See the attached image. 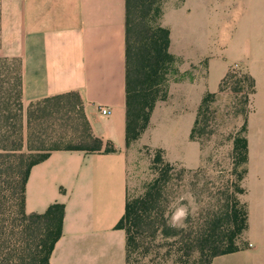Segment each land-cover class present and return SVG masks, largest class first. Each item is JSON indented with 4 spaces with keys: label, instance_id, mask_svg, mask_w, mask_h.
I'll return each mask as SVG.
<instances>
[{
    "label": "crops",
    "instance_id": "1",
    "mask_svg": "<svg viewBox=\"0 0 264 264\" xmlns=\"http://www.w3.org/2000/svg\"><path fill=\"white\" fill-rule=\"evenodd\" d=\"M170 31V52L190 61ZM241 53L260 52L242 48ZM201 57L197 63H208L207 80L170 84L168 99L157 104L144 134L170 163L190 169L201 165V148L190 138L198 108L207 92L218 93L229 70L212 79L215 56L203 51ZM0 58L20 61L25 107L78 94L93 134L116 149L54 151L31 169L26 212L43 214L53 204L65 205L63 234L50 264H126V234L117 229L125 214L128 178L125 0H1ZM101 108L111 114L102 115ZM169 116L180 124L176 157L154 142L158 126ZM260 216L249 211L242 250L217 257L213 264H264V231L256 234Z\"/></svg>",
    "mask_w": 264,
    "mask_h": 264
},
{
    "label": "trees",
    "instance_id": "2",
    "mask_svg": "<svg viewBox=\"0 0 264 264\" xmlns=\"http://www.w3.org/2000/svg\"><path fill=\"white\" fill-rule=\"evenodd\" d=\"M166 1L125 0L127 150L148 130L157 104L168 99L169 76L180 74L177 64L181 59L170 52L171 31L160 23ZM22 85L20 61L0 58V264H50L63 234L65 205L53 204L43 214L26 212V186L31 169L54 151L93 154L113 153L116 149L93 134L80 96L66 94L29 105V152L22 153L25 128ZM227 90L241 103L235 115L244 118L241 133L233 141L238 177L232 193L219 190L217 198L211 195L214 204H206L197 217L188 215L183 226H174L169 212V190L176 168L166 162L164 151L158 149L153 162L154 179L145 182L141 190L131 191L127 178L125 214L117 226L126 234V264H213L217 257L242 250L240 241L249 228L248 206L241 199L246 194L242 183L249 172L248 117L257 81L249 72L228 70L218 93ZM218 93L207 92L203 97L191 132L192 141L201 142L212 135L208 114ZM65 99L71 101L69 105H61ZM67 108L78 111L83 129L53 130L47 136L60 140L44 149L46 139L40 126L49 119L56 120ZM187 172L182 169L179 176L182 178Z\"/></svg>",
    "mask_w": 264,
    "mask_h": 264
},
{
    "label": "rangeland",
    "instance_id": "3",
    "mask_svg": "<svg viewBox=\"0 0 264 264\" xmlns=\"http://www.w3.org/2000/svg\"><path fill=\"white\" fill-rule=\"evenodd\" d=\"M160 23L173 31L180 41L179 45L185 53V59L190 60L186 62L181 60L177 64L180 74L169 76L170 84L178 83L182 78L184 79L182 81L186 82L197 79L201 82L207 80L208 63L206 61L197 63V59L202 58L203 51L215 56L211 71L212 79L229 69L249 72L257 81V93L251 97V112L248 117L247 138L251 145L249 172L242 183L246 194L241 199L252 214L261 215L256 234L262 233L264 231V0H167ZM242 48L256 49L260 53L258 56H245L241 53ZM195 51L199 52L195 53ZM70 102L65 99L61 105H69ZM240 104L230 91L218 93L217 100L211 105L208 114L213 133L201 142H197L201 148V165L190 169L182 164L171 163L176 168L169 190V212L174 226H183L188 215L192 218L199 216L206 204H214L211 195L217 198L220 196L219 190L232 193L238 177L234 167L233 141L241 133L244 123L243 117L235 115ZM27 109L28 107H25L22 153L29 152ZM67 109L57 115L56 120L49 119L40 126L45 136L43 139H46L44 149L51 148L56 140H60L57 137L52 139L47 136L53 134V130L60 131L62 127L83 129L78 111ZM43 122L41 121V124ZM179 133L180 124L175 121L174 116H169L158 126L154 142L167 149L169 155L179 156L181 153V146L178 144ZM61 146L65 147L66 144L61 143ZM157 150L148 145L147 135L127 150V177L131 191L141 190L145 182L156 177L153 162ZM162 156L165 157V152ZM183 162L192 165L188 161ZM182 169L188 172L181 178L179 172ZM241 170L242 167L239 168V171ZM243 244L241 240L240 245Z\"/></svg>",
    "mask_w": 264,
    "mask_h": 264
},
{
    "label": "built area",
    "instance_id": "4",
    "mask_svg": "<svg viewBox=\"0 0 264 264\" xmlns=\"http://www.w3.org/2000/svg\"><path fill=\"white\" fill-rule=\"evenodd\" d=\"M101 114L104 116H109L111 114L110 110L106 109V108H101ZM252 246V245H250Z\"/></svg>",
    "mask_w": 264,
    "mask_h": 264
}]
</instances>
